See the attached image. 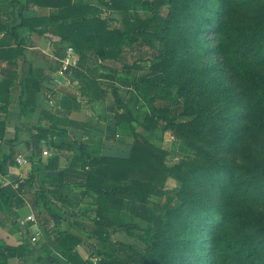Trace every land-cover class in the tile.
I'll return each mask as SVG.
<instances>
[{
	"label": "crops",
	"instance_id": "crops-1",
	"mask_svg": "<svg viewBox=\"0 0 264 264\" xmlns=\"http://www.w3.org/2000/svg\"><path fill=\"white\" fill-rule=\"evenodd\" d=\"M106 2L72 0L87 9L70 16L68 23L90 24L92 18H101L109 29H122V19H117L121 14ZM139 6L132 5L130 15ZM58 15V8L30 0H0V16L12 29L0 33L2 48L14 55L0 60V264H97L109 259L108 247L119 249L118 242L137 248L142 241L137 235L148 233L150 227L138 217L142 203L126 199L120 210L107 207L100 203V194L86 186L93 159L130 158L136 124L144 131L137 132L151 141L145 133L154 131L146 130L142 120L117 122L127 109L134 114L149 112L145 99L134 98L137 83L148 80L163 91L154 64L144 67L136 62L121 69L133 39L142 48L150 47L131 34L118 59L85 53L81 66V55L59 29L63 21L54 20ZM39 19L48 22L21 26L23 20ZM153 94L148 96L155 107L169 108L157 106ZM154 133L164 140L160 132ZM19 156L25 162L18 163ZM129 223L140 233L122 228ZM63 234L82 241L72 261L59 244Z\"/></svg>",
	"mask_w": 264,
	"mask_h": 264
},
{
	"label": "trees",
	"instance_id": "trees-1",
	"mask_svg": "<svg viewBox=\"0 0 264 264\" xmlns=\"http://www.w3.org/2000/svg\"><path fill=\"white\" fill-rule=\"evenodd\" d=\"M30 1L59 9L54 20L63 21L59 29L81 55V66L87 60L85 53L118 59L131 34L139 36L141 45L156 51L159 50L156 43L159 41L169 52L179 53L176 65L188 77L193 71L199 73L191 70L187 62L188 58L195 56L192 49L204 53L210 51L205 37L191 38L182 25L174 23L181 18L179 9L173 12L174 21L165 23L161 11L167 0H155L152 14L137 20L131 18L130 8L143 4L144 0H107L108 7L122 16L123 28L112 30L101 18H92L90 24L85 21L68 23L70 16L85 14L87 9L73 5L72 0ZM226 3L225 18L244 23L237 30L227 26L219 35L225 53V62L221 64L225 68L221 69L234 84L230 86L216 77L204 80L202 84V80L199 82L196 78L199 84L185 87L191 98L185 115L194 118L178 123L170 117L169 108L153 105L148 95L158 91L159 87L144 80L137 83L134 98L138 95L145 99L149 103V112L134 114L127 109V114L117 116L119 124L142 120L146 130L157 133L160 130L162 134L171 130L179 140H184L186 133H195L209 148L196 147L194 159L169 166L167 157L170 152L134 131L130 158L102 157L93 159L88 165L86 186L100 194L101 204L118 210L122 209L126 199L144 205L138 217L149 224L147 231L151 237L147 240L139 236L146 244V252L138 264H264V155L255 150L246 152L240 165L233 160L237 135L231 136L225 129L213 142L210 139L212 133L207 132L212 123L221 127L239 120H250L249 126L252 127L255 116L264 118V32L249 28L264 23V7L257 0H226ZM47 22L44 19L23 20L21 26L28 28ZM3 30L7 33L12 29L5 26L0 16V33ZM233 45L238 47L232 50ZM2 47L4 42L0 40V60L13 59L12 51H5ZM174 65L161 68L160 62L153 69L155 72L166 69L172 75ZM115 95L121 105L116 90ZM134 98L131 97L129 103ZM236 101L244 108V114L230 113L229 107ZM219 103L228 108L216 114L213 109L219 110L222 107ZM194 105L197 106L193 110ZM170 177L182 184L184 198H181V204L176 208H172L171 202L152 206L151 196L161 195ZM204 230H207L210 243L202 245V241L193 237ZM203 240L207 241V238ZM81 242L69 234H63L59 240L71 261ZM197 252L201 253L200 257L193 258ZM52 264L58 263L53 261Z\"/></svg>",
	"mask_w": 264,
	"mask_h": 264
},
{
	"label": "rangeland",
	"instance_id": "rangeland-1",
	"mask_svg": "<svg viewBox=\"0 0 264 264\" xmlns=\"http://www.w3.org/2000/svg\"><path fill=\"white\" fill-rule=\"evenodd\" d=\"M154 1L155 0H144L143 4L131 11L132 18L142 19L151 15L154 8ZM167 1V4L162 8L161 11L162 16L165 18V23L169 24V22H173V12L175 9H179L181 18L174 23L182 25L186 34L191 36V38L195 39L197 37H205L207 45L210 46V51L206 53H204L203 50L195 51V49H192L195 53V56L187 59L191 70H196L199 72L197 74L200 75L198 76L195 71L191 73L190 77L183 74V70L179 69L176 65L178 63V57L180 54L177 53L174 55V51L169 52L168 48H166V45L163 43L157 41L156 43L159 46V50L155 51L150 48H142L134 39L131 41V45L128 46L125 51L124 59H126V61L121 62V69H126L123 65L131 67L136 62H140L143 64L141 66L144 67L151 66L152 64L155 65L161 62V68H166L167 64L175 63V71H173L172 75H169L168 70L166 69L164 72H158L160 75H157L156 82L164 84L163 91L159 88L158 93L155 91L154 94L150 93L149 95L153 94V98H155L153 102L156 103L157 106L169 107L171 110L170 117L174 118L176 122H188L194 117L185 115L186 106L190 105L191 103V98L188 95L185 87L199 84L201 80L203 84L204 80L207 81L215 77L220 78V80L222 79L223 82L230 86L234 84L230 77L224 72V70H222L225 68L224 65H221L225 62V53L223 51V46L220 43L219 35L227 26L233 30H237L238 27L244 25V23L230 19L227 20V18H225V12L227 10L226 0ZM257 1L264 7V0ZM117 19H122V16L117 15ZM249 28L253 31L258 29L259 31L264 32V23L259 26L251 25ZM247 44L252 45L251 43ZM237 47L238 46L233 45L231 49L235 50ZM182 62L184 63L185 61ZM196 78H199V82ZM219 105L222 106L219 110L213 109L215 110L214 112L216 114H220L224 109L228 108V106L223 103H219ZM196 106L197 105L192 106V109L194 110ZM146 107H148L147 104L145 108ZM229 111L232 113V115L244 114V108L239 106L237 101L230 105ZM249 121L250 120L244 122L243 120H239L237 123L224 125L221 127L212 123V127L207 131L212 133L210 139L213 142H216V137L220 131L225 129L231 136L237 135L235 142L237 149L233 160L240 165L243 164V157L246 152L255 150L260 151L261 154L264 155V118L258 115L255 116L252 122V127L249 126ZM133 129L139 132H144L143 127L138 124H136V127H133ZM159 132L160 136H163L164 138L162 142L159 140V134L154 132H152L151 135L149 132H146L145 134L149 135L150 140L153 143L169 150L170 154L167 157V164L169 166H174L185 160L194 159L196 156V147L209 148L207 143L205 141H201V137L197 136L195 133H186V138L184 140H179L175 138L171 130L163 134L160 130ZM230 159H232V157H230ZM181 190V182L174 177H170L166 182V187L162 194L151 196L150 204L153 206L157 203L165 204L167 202H171L172 208H176L181 204V198H184ZM186 199L188 200V196ZM115 216L119 215L116 214ZM102 219L105 218L102 217ZM47 220L48 219L42 220V222H46ZM100 222L103 224L106 223L105 221L103 222V220ZM142 226H144V224H142ZM133 227L134 224L129 223L122 228H131L135 232L132 234H139L140 232L138 230H134ZM150 232H152V230ZM141 234L144 233L141 231ZM194 235L195 236L193 238H195L197 241H202V245L210 243V237L207 236V230ZM137 236H144L145 239L149 240L151 234L145 233L144 235L139 234ZM203 238H207V241H204ZM118 244L119 249L114 250V246L108 247L106 249L108 250L107 257L112 260L106 259V261L103 262L101 259H99L97 264H138V262L141 261L142 254L146 252V244H143L142 241L136 245L138 246L137 248H135V245L132 246L119 242ZM93 254H97L98 256L101 255V253L99 254V251H95ZM200 254L201 253L198 252L194 253L193 258L198 259Z\"/></svg>",
	"mask_w": 264,
	"mask_h": 264
},
{
	"label": "built area",
	"instance_id": "built-area-1",
	"mask_svg": "<svg viewBox=\"0 0 264 264\" xmlns=\"http://www.w3.org/2000/svg\"><path fill=\"white\" fill-rule=\"evenodd\" d=\"M67 64H66V67L64 68V69H67V65H69V61H67L66 62ZM17 161H18V163H23V162H25V158L23 157V156H19L18 158H17ZM35 240V239H34Z\"/></svg>",
	"mask_w": 264,
	"mask_h": 264
}]
</instances>
